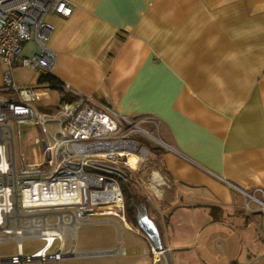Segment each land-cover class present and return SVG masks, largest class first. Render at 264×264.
<instances>
[{
	"label": "crops",
	"instance_id": "0c3cea01",
	"mask_svg": "<svg viewBox=\"0 0 264 264\" xmlns=\"http://www.w3.org/2000/svg\"><path fill=\"white\" fill-rule=\"evenodd\" d=\"M68 1L47 15L52 75L157 138L141 141L171 191L143 186L151 254L147 229L166 264H264V0Z\"/></svg>",
	"mask_w": 264,
	"mask_h": 264
},
{
	"label": "built area",
	"instance_id": "2783aa9c",
	"mask_svg": "<svg viewBox=\"0 0 264 264\" xmlns=\"http://www.w3.org/2000/svg\"><path fill=\"white\" fill-rule=\"evenodd\" d=\"M53 12L70 16L73 5L68 0H0V61L8 66L0 85V244L12 238L18 242V255L0 258V263L43 260L45 264L47 260L59 262L78 255L74 249L65 251L72 236L67 225H74L76 232L88 216H117L126 223L119 174L104 165L135 171L127 155L152 157L151 149L139 137L157 139L142 126L148 118L134 120L119 114L68 84L61 86L77 98L62 101L53 112L39 111L32 104L48 95L46 86H17L16 64L34 69L40 77L53 72L57 56L49 41L54 26L47 21V15ZM33 36L38 53L21 56L24 44ZM7 92L16 93L18 98L4 96ZM14 123L19 125V135L22 125L38 132L32 162L22 163L20 170L15 156ZM43 166L48 168L42 170ZM56 194L65 200L51 201ZM69 194L77 195V199L67 200ZM43 199L47 201L40 203ZM18 227H24V236H19ZM35 237L45 242L42 250H48L49 255L43 259L37 258L41 250L31 255L23 253V240ZM152 250L155 255L165 252L156 246Z\"/></svg>",
	"mask_w": 264,
	"mask_h": 264
},
{
	"label": "rangeland",
	"instance_id": "374dc122",
	"mask_svg": "<svg viewBox=\"0 0 264 264\" xmlns=\"http://www.w3.org/2000/svg\"><path fill=\"white\" fill-rule=\"evenodd\" d=\"M38 44L33 36L32 39L24 44V50L21 56L28 55L30 56L38 53ZM7 66V65H6ZM5 69L8 68V66ZM14 75L16 84L19 88H25L36 83V79L39 75L38 73L26 66H18L16 64L14 68ZM35 79L34 82L28 83L29 80ZM3 79L0 80V85L2 84ZM49 96L43 97L40 101H34L32 104L39 111H55L56 108L60 105L63 97V93L58 89H48ZM6 97H14L18 98V95L15 93H4ZM22 137L19 135V125L14 123V132H15V156L17 162L18 170L21 169L22 163L32 162V149L34 147H38L34 144V137L38 135V132L27 125H22ZM28 132H26V131ZM29 134V138L28 135ZM30 138L32 140L30 141ZM141 139H145L149 142V137L141 136ZM24 147V148H23ZM23 154H22V151ZM152 160V157L151 159ZM48 166H43L41 169L46 170ZM134 177L133 184L135 183L140 190L144 193V188L147 186L145 180L141 177L139 173L136 171L133 172ZM136 179V181H135ZM134 184V185H135ZM142 186V188H141ZM144 186V188H143ZM138 189V188H137ZM147 192V189H145ZM153 196L151 198L155 201L157 198L154 193H151ZM145 195V194H144ZM142 223L144 226L151 225L150 222L146 218H142ZM85 223L81 224L75 235L70 236L66 242L65 251L68 252L74 249L75 252L78 253L76 256H69L59 260H47L45 264H145V260H154L155 256L151 254V244L150 240L145 239V235L141 232L140 228L132 225V229H128L121 220L120 217L117 216H102V215H94L88 216L85 219ZM130 223V222H129ZM264 230V229H263ZM2 236H6L5 233H1ZM205 237L203 238V240ZM44 241L40 238H25L23 240L24 245V254H34L36 251L42 248L44 245ZM202 244V242H201ZM18 242L12 238L7 239L0 244V258L11 257L13 255H18ZM117 245H120L121 248L126 249V253L124 251H114L112 253H104V254H92L94 251H103V250H114ZM59 244L57 243L54 250L58 248ZM147 250V251H146ZM146 251V253H145ZM154 252V251H153ZM83 253V254H82ZM125 253V254H124ZM150 253V254H149ZM155 253V252H154ZM146 255V256H145ZM166 257V254H163ZM160 259V258H159ZM166 260V258H165ZM43 260H34L31 262H26V264H43ZM0 264H14L12 262H4Z\"/></svg>",
	"mask_w": 264,
	"mask_h": 264
},
{
	"label": "bare ground",
	"instance_id": "6f19581e",
	"mask_svg": "<svg viewBox=\"0 0 264 264\" xmlns=\"http://www.w3.org/2000/svg\"><path fill=\"white\" fill-rule=\"evenodd\" d=\"M127 162H129L135 171L141 175V177L145 180L146 184L148 185L149 189L159 198L162 199L166 197L170 191H171V186L169 183L166 181L164 176L161 174V172L158 170V168L155 166L152 160L144 158L142 156H136V155H127L126 157ZM81 182V181H80ZM74 184H78L77 181H75ZM71 199H77V195H67V200ZM51 201H56L58 203L62 202L65 200V197L59 194H56L55 197L50 199ZM45 199L41 200L40 203H45ZM68 227V232L70 234L75 235V226L73 225H67ZM24 227H18L17 230H19V236H24L25 232L23 231ZM43 230L47 231V227H43ZM11 232V230H9ZM66 232V233H68ZM49 234V232H47ZM62 235V233H61ZM63 236V235H62ZM44 246L39 249L40 251L37 254V258L43 259L44 257H47L49 255L47 248L42 250ZM47 250V251H46ZM36 251V252H38ZM114 251H120V248L117 247L115 250H103V251H94L92 254H104V253H112Z\"/></svg>",
	"mask_w": 264,
	"mask_h": 264
},
{
	"label": "trees",
	"instance_id": "16d2710c",
	"mask_svg": "<svg viewBox=\"0 0 264 264\" xmlns=\"http://www.w3.org/2000/svg\"><path fill=\"white\" fill-rule=\"evenodd\" d=\"M61 81L56 79L52 74L43 75L40 77L39 84H42L47 87V89H58L63 93L62 101H73L77 96L73 92L66 91L61 86ZM61 101V102H62ZM127 173V176L119 175V178L122 183L125 202H126V215L128 221L134 226H141V220L144 217H149L150 213V201L145 197L144 193L140 188L131 181V176L133 172H130L129 169L123 168ZM105 171V170H101ZM138 188V189H137Z\"/></svg>",
	"mask_w": 264,
	"mask_h": 264
},
{
	"label": "water",
	"instance_id": "95a60500",
	"mask_svg": "<svg viewBox=\"0 0 264 264\" xmlns=\"http://www.w3.org/2000/svg\"><path fill=\"white\" fill-rule=\"evenodd\" d=\"M104 168H106V169H108V170H112V171L118 173V174L121 175V176H127V173H126L125 170L122 169V168L114 167V166H109V165H104ZM147 232H148L149 234H151L152 239H153L155 245L157 246V248H158L160 251H164L165 248H163V245H162L161 242H160V239H159V237H158V233L156 232V230H155V231H151V230H148V229H147ZM158 264H166V262H165V257H164V255H163V253L160 254V259H159V263H158Z\"/></svg>",
	"mask_w": 264,
	"mask_h": 264
}]
</instances>
